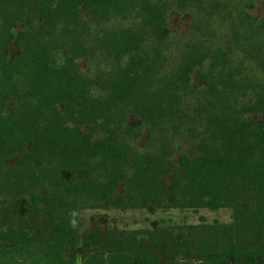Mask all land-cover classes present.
I'll use <instances>...</instances> for the list:
<instances>
[{
    "label": "trees",
    "instance_id": "1",
    "mask_svg": "<svg viewBox=\"0 0 264 264\" xmlns=\"http://www.w3.org/2000/svg\"><path fill=\"white\" fill-rule=\"evenodd\" d=\"M259 1L0 0V264H75L76 209L92 204L230 207L240 221L254 205L263 220ZM171 10L189 15L182 35ZM243 250L183 264H264L263 247Z\"/></svg>",
    "mask_w": 264,
    "mask_h": 264
},
{
    "label": "rangeland",
    "instance_id": "2",
    "mask_svg": "<svg viewBox=\"0 0 264 264\" xmlns=\"http://www.w3.org/2000/svg\"><path fill=\"white\" fill-rule=\"evenodd\" d=\"M251 13L264 19V0L254 3ZM189 15L171 10L167 15V26L172 36L186 32ZM10 52H16L13 42ZM81 65V61H78ZM257 114L247 113L253 120ZM260 116V115H259ZM139 142L145 140L140 134ZM179 149L172 153L175 160ZM168 184L171 178H163ZM121 182L113 196L122 193ZM27 198L26 194L23 197ZM241 221L234 218L230 207L208 209L205 207L157 206L150 202L144 205L124 204L121 206L104 203L76 209L74 223V245L66 247V253L74 256L79 264L87 258L91 262L106 264L118 260L121 253L131 259L140 257L147 264H183L196 262L207 257L209 246H231L244 248L260 245L264 248V212L254 216V205L243 209ZM23 220L26 214L22 213ZM256 243V244H255ZM14 253L12 248H9ZM243 250V251H244ZM24 253H21L23 257ZM95 255V258L92 256ZM93 259V260H92Z\"/></svg>",
    "mask_w": 264,
    "mask_h": 264
},
{
    "label": "clouds",
    "instance_id": "3",
    "mask_svg": "<svg viewBox=\"0 0 264 264\" xmlns=\"http://www.w3.org/2000/svg\"><path fill=\"white\" fill-rule=\"evenodd\" d=\"M75 223V221H73V224Z\"/></svg>",
    "mask_w": 264,
    "mask_h": 264
}]
</instances>
